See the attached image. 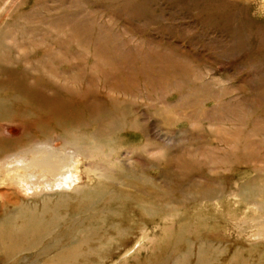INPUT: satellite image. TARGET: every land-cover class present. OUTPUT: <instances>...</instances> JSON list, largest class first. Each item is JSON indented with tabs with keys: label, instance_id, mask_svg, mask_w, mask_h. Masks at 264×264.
Returning a JSON list of instances; mask_svg holds the SVG:
<instances>
[{
	"label": "rangeland",
	"instance_id": "rangeland-1",
	"mask_svg": "<svg viewBox=\"0 0 264 264\" xmlns=\"http://www.w3.org/2000/svg\"><path fill=\"white\" fill-rule=\"evenodd\" d=\"M5 35L24 37L25 47L6 40L11 52L0 55L6 69L0 79L9 81V69L31 77L43 68L59 71V88L47 86L46 78L30 77L26 84L59 95L58 105L76 110L87 125L81 130H99L100 140L120 145L123 162L111 168L139 166L147 179L155 176L163 189H172L180 205L162 216L172 229L188 214L200 223L196 232L225 238L218 249L236 240L264 242V204L243 199L245 184L264 178V0H0ZM44 52L56 58L36 60ZM162 110L169 119L156 113ZM137 147L142 166L131 154ZM234 151L253 157L235 161ZM155 158L159 165L149 167ZM165 158L173 169L164 178ZM91 181L81 183L91 187ZM9 187L0 184V192ZM187 189L197 199L181 204ZM145 208L151 213L154 207ZM262 254L249 256L247 264H264ZM123 257L113 264L127 263Z\"/></svg>",
	"mask_w": 264,
	"mask_h": 264
},
{
	"label": "bare ground",
	"instance_id": "bare-ground-1",
	"mask_svg": "<svg viewBox=\"0 0 264 264\" xmlns=\"http://www.w3.org/2000/svg\"><path fill=\"white\" fill-rule=\"evenodd\" d=\"M8 39L25 47L20 41L24 37L13 40L0 36V55L11 52ZM52 54L44 52L36 60L49 64L56 58ZM5 59L19 64L11 56ZM2 64L1 74L6 70ZM7 72L10 82L0 79V184H8L11 191L0 192L1 264H17L18 260L24 264H113L121 256L127 262L130 250L135 254L125 264H216L218 256L222 257L220 263L247 264L249 256L263 255L264 242L246 245L236 240L218 249L215 244L224 243L225 238L213 240L196 232L200 223L188 214L181 215L175 221L176 229H172L171 221L166 223L162 218L166 209L175 210L180 205L172 189H163L155 176L147 179L139 166L134 170L111 168L113 163L123 162L120 145L113 146L108 137L100 140L99 130H81L87 125L79 121L80 114L73 108L63 109L61 102L58 105L59 95L49 97L40 88L26 84L31 76L25 71ZM40 72V77L30 79L46 78L47 86L60 87L55 83L60 80L59 71L43 68ZM20 80L25 83L17 84ZM4 90L9 92L4 94ZM156 113L163 114L165 120L170 118L163 110ZM105 147H111L110 153L102 159ZM141 150L133 148L131 154L142 166ZM251 157V152L234 151L231 158ZM149 163V167H157L159 159ZM163 164L166 168L161 176L165 178L173 167L169 158ZM89 180L91 187L81 183ZM244 188V201L264 204V178L247 182ZM186 191L190 196L181 204L197 199L195 191ZM146 204L154 207L153 212L147 213ZM147 227L157 233L148 232ZM104 257L109 259L103 261Z\"/></svg>",
	"mask_w": 264,
	"mask_h": 264
}]
</instances>
